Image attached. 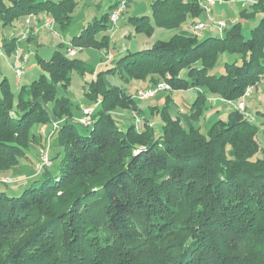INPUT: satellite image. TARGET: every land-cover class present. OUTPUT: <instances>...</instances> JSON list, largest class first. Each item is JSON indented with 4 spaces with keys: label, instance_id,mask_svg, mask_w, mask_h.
Returning a JSON list of instances; mask_svg holds the SVG:
<instances>
[{
    "label": "trees",
    "instance_id": "trees-1",
    "mask_svg": "<svg viewBox=\"0 0 264 264\" xmlns=\"http://www.w3.org/2000/svg\"><path fill=\"white\" fill-rule=\"evenodd\" d=\"M125 1L128 7L131 0ZM242 1L250 2L243 20L261 17L249 39L240 22L217 37L176 34L128 52L109 71L127 85L141 83L139 89L159 83L172 92L201 88L190 124L169 115L172 92L162 111L144 110L142 104L161 93L140 101L69 56L71 48L109 49L110 15L121 1L73 37L67 51L60 44L49 61L40 60L41 78L20 88L16 104L1 83L0 175L30 160L40 145L34 125L56 120L60 128L50 167L21 191L0 186V264H264V120L258 126L234 109L207 133L199 125L211 95L236 103L264 80V0ZM79 3L0 0V36L32 15L64 32ZM151 12L166 30H180L205 13L196 0H157ZM131 20L138 32L151 33L149 17ZM2 44L11 55L18 38L4 37ZM226 53L238 58L216 75ZM73 71L95 76L86 93L97 104L88 126L81 123L83 110L77 122L70 99L57 97V86L68 89ZM117 110L134 115L128 127L114 119ZM57 158L55 174L50 168Z\"/></svg>",
    "mask_w": 264,
    "mask_h": 264
},
{
    "label": "rangeland",
    "instance_id": "rangeland-1",
    "mask_svg": "<svg viewBox=\"0 0 264 264\" xmlns=\"http://www.w3.org/2000/svg\"><path fill=\"white\" fill-rule=\"evenodd\" d=\"M5 1L7 2L8 0ZM119 1L122 0H82L73 13V22L66 31L61 32L62 37L59 27L55 22H51L50 26L45 28V23L50 19H43V15H32L28 17L31 19V33L26 41L18 44L20 54L29 56L25 65L24 74L20 78L17 77L13 70L15 64V52L9 55L3 49V55L0 56V94L1 83L6 81L11 92L15 95L14 103L16 104L20 88L30 85L41 78L43 71L39 65V61H49L58 50L60 44L63 45L62 51H67L73 37L79 35L89 23L96 19H100L103 13L108 10L111 3L115 4ZM155 1L157 0H131L121 20L111 29V32H109L111 38L109 49L98 50L89 47L79 49L76 59L88 64L93 70H95L96 74L106 73L107 81L110 86L125 87L128 86L126 78L124 79L119 74L112 75L109 71L114 67L113 65L115 62L124 58L128 52L151 48L159 41L170 40L174 35L180 34V31L194 36L195 33L192 29V25L198 22H203L207 26L203 32L197 34L200 39H204L208 36L217 37L222 35L217 31L215 24L207 19L206 13H204L199 19L188 21L182 30H166L158 26L153 21L151 12V5ZM244 10H250V2L237 0L223 1L211 8L209 18L213 17L216 21L222 20L227 22L228 28L235 23H242L243 34L249 39L252 30L257 26L261 17L256 16L250 20H243L242 12ZM143 17H149V22L152 26L151 33H148L146 30L138 32L136 29V23H133L131 20ZM25 21L26 18L16 20L12 27H8L2 32L0 37L18 38L21 32L25 29ZM38 28L39 30H37ZM54 32H56L57 35L54 34ZM103 35L98 37L99 40L102 39ZM237 58L238 56H233L228 53L224 54L220 58L218 67L214 73L219 76L225 74V65L227 63H233ZM94 78L95 76L92 74L81 75L80 73L73 71L68 89L61 85L57 86V97H68L70 99L73 106V115L77 122L83 118L81 112L83 109L97 107V104L89 100L86 96L89 85ZM142 86L141 83L132 84L131 89H128L134 92L136 89L142 88ZM203 91L204 90L201 88H189L188 90L174 92L171 91V101L168 105L169 115L172 118H180V120L186 124L187 122L184 116L187 115L186 113L189 107L192 106L199 92ZM168 94L170 93H161L157 99L142 104V109L145 110L149 107H159L162 111L166 105ZM245 104L247 114L252 117L256 125L259 126L264 120V117L261 114H258V112L264 113V84L259 85L254 93L245 100ZM234 109V104L225 101L219 96L211 95L204 108L199 125L202 127L203 131L207 133L215 122L220 120L228 121L229 115ZM134 118V115L130 111L117 110L114 113V119L121 128L128 127L129 123H131ZM51 125L52 126L34 125L31 128V133L39 136L40 145L31 149L29 154L30 160L23 159L19 166L11 172L9 171L10 173L8 172L0 175V186H7L10 192L12 189L20 190L31 184L35 178H38L41 175L42 170H40L38 164L42 154L44 152L48 153L49 157L53 158L56 153L55 148L57 147L58 136L56 135L54 137V134L59 130L60 124L56 120H53V124ZM259 140L261 143L264 142L262 136H260ZM44 146L45 149L41 150L40 148ZM59 165L60 161L58 158L53 160V166L50 168V171L55 172L56 174Z\"/></svg>",
    "mask_w": 264,
    "mask_h": 264
},
{
    "label": "built area",
    "instance_id": "built-area-1",
    "mask_svg": "<svg viewBox=\"0 0 264 264\" xmlns=\"http://www.w3.org/2000/svg\"><path fill=\"white\" fill-rule=\"evenodd\" d=\"M196 1L204 9V12L206 13L207 19H209V21L211 23L215 24V27L220 34H223L226 31V29L228 28L227 22L222 21V20L216 21L213 17L209 18V15L211 13V8L218 3H222L223 1L222 0H196ZM126 10H127L126 1L122 0L119 3L118 7L115 8L110 15V22L112 23L113 26H116L118 24V22L121 20V18L123 17ZM47 20H49V19H47ZM51 22H54V21L51 19L49 21H47L45 23V28H48L50 26ZM30 25H31V19L28 18L25 21V29L21 32V34L18 37V44L21 42H24L28 39V36L31 33ZM206 27L207 26L203 22H198V23H195L192 25V29H193L195 35L199 34L200 32H203L206 29ZM54 34L57 35L56 32H54ZM11 38H13V37H11ZM2 40H3V38L0 37V56L3 55ZM78 51H79V48H71L68 50V54L70 57H76V55L78 54ZM28 57H29L28 55H21L19 48L16 49V51H15V64L13 66V70H14V72L18 78L22 77V75L24 74L25 65L28 61ZM261 84H264V80L261 82ZM259 85L260 84L248 87L245 94L243 95V97L241 98L240 101H238L236 103L230 102V103L234 104L236 110L243 113L251 122H253L254 119L247 114L245 100L247 98H249L254 93V91L257 89V87ZM171 91H172V88L168 84L159 83L158 85H156L153 88L150 87V88H146V89L135 90L134 92H131V95H133L135 98H137L140 101H147V100H151L153 98H156L160 93H164V92L169 93ZM93 112H94V108L83 109L84 118L81 120V123H83L86 126L90 125L91 124V116H92ZM137 123H140V120H137ZM38 166L40 167V170H43L44 168L51 166V160H50L48 153L44 152L42 154Z\"/></svg>",
    "mask_w": 264,
    "mask_h": 264
},
{
    "label": "crops",
    "instance_id": "crops-1",
    "mask_svg": "<svg viewBox=\"0 0 264 264\" xmlns=\"http://www.w3.org/2000/svg\"><path fill=\"white\" fill-rule=\"evenodd\" d=\"M82 0H80V2H81ZM237 1H242V0H237ZM113 4L111 3L110 4V6H112ZM109 6V7H110ZM44 19H46V17L44 18ZM40 25H41V23H40ZM40 27V26H39ZM37 30H39V28L37 29ZM180 30H182V29H180ZM180 34H182V35H185V36H193V35H190V34H188V33H184V32H182V31H180ZM61 37H62V34H61ZM131 85L132 84H130V85H128V86H126L127 88H130L131 89ZM134 87V86H133ZM190 108L191 107H189V109H188V111H187V115H185L184 117L186 118L185 120H186V124H190V117H189V110H190Z\"/></svg>",
    "mask_w": 264,
    "mask_h": 264
}]
</instances>
